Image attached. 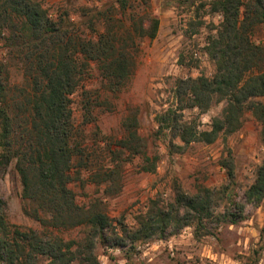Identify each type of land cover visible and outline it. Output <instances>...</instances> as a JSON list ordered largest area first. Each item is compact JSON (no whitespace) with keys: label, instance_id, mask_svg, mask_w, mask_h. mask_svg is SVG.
<instances>
[{"label":"trees","instance_id":"trees-1","mask_svg":"<svg viewBox=\"0 0 264 264\" xmlns=\"http://www.w3.org/2000/svg\"><path fill=\"white\" fill-rule=\"evenodd\" d=\"M118 4L125 16L127 0ZM208 5L221 17L205 40L214 73L176 80L177 106L157 115V132L171 133L184 146L211 144L220 134L239 130L243 114L250 112L260 125L264 148V45L251 38L253 29L264 23V0H210ZM144 16L136 20L137 15L130 14L123 34L107 21L102 32L87 37L72 31L69 18L48 15L40 0H0V181L12 167L21 185L22 212L41 227L11 225L0 195V264H100L97 245L124 249L128 242L132 246L163 239L187 226L198 233L210 222L236 223L248 203L264 206V157L244 191V202L231 201L235 213H215V192L210 189L190 195L177 188L167 207L153 205L137 218L136 228L128 230L122 221L113 223L99 205L76 203L69 185L72 172L80 167L74 162L83 160L84 150L74 136L71 97L93 70L108 92L117 93L129 83L138 39H153L158 28L157 19ZM17 64L23 69L24 89L10 86L9 70ZM14 90L19 100L9 95ZM218 103L223 108L209 130L200 131L183 117L185 110L205 113ZM122 126L128 130L130 121ZM139 141L137 133L129 131L119 145L132 151ZM224 165L231 179L233 164ZM144 170L153 171L154 166ZM75 228L83 229V242L66 241L56 232Z\"/></svg>","mask_w":264,"mask_h":264},{"label":"rangeland","instance_id":"rangeland-1","mask_svg":"<svg viewBox=\"0 0 264 264\" xmlns=\"http://www.w3.org/2000/svg\"><path fill=\"white\" fill-rule=\"evenodd\" d=\"M40 1L48 15L56 20L69 18L72 31L87 37L102 32L107 21L123 34L132 13L136 20L145 19L146 13L158 20L153 39H138L134 72L121 91L105 90L93 70V76L71 97L74 136L84 150L83 160L74 162L80 167L72 172L69 185L76 203L99 205L113 223L122 221L128 230L135 229L137 218L153 205L167 207L177 188L190 195L210 189L215 192V213H235L232 202H244V191L253 183L264 157L260 125L252 114L245 112L239 130L220 134L211 144L184 146L169 132L159 134L156 124L157 115L177 106L173 94L177 79L214 73L205 40L221 17L211 13L210 0H127L125 16L118 0ZM251 38L264 45V23L253 29ZM3 55L0 41V61ZM9 82L12 88H26L19 64L10 68ZM17 93L14 90L9 95L19 100ZM222 108L218 103L205 113L185 110L183 117L194 121L198 130H209ZM125 120L130 121L128 130L122 126ZM129 131L140 139L132 151L119 145ZM229 161L233 164L231 179L224 165ZM152 165L153 171L144 170ZM0 195L11 225L41 229L22 212L21 185L12 167L0 181ZM240 217L234 224L210 222L198 233L187 226L163 239L154 237L132 246L128 242L124 249L97 245L95 252L100 264H264L263 204H246ZM56 232L66 241L84 240L82 228Z\"/></svg>","mask_w":264,"mask_h":264}]
</instances>
